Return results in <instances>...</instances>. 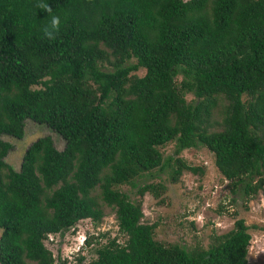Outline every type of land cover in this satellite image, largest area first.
Returning <instances> with one entry per match:
<instances>
[{"label":"trees","instance_id":"obj_1","mask_svg":"<svg viewBox=\"0 0 264 264\" xmlns=\"http://www.w3.org/2000/svg\"><path fill=\"white\" fill-rule=\"evenodd\" d=\"M221 99V128L209 131ZM26 119L63 148L37 137L14 170L1 137L21 139ZM199 145L231 192L264 189V0H0V264H69L43 240L96 224L88 195L99 184L124 240L107 238L77 264H245L241 219L206 248L163 244L139 222L140 200L114 188L157 197L163 186L145 179L167 167L175 180L174 157Z\"/></svg>","mask_w":264,"mask_h":264},{"label":"rangeland","instance_id":"obj_2","mask_svg":"<svg viewBox=\"0 0 264 264\" xmlns=\"http://www.w3.org/2000/svg\"><path fill=\"white\" fill-rule=\"evenodd\" d=\"M143 72V69H137L134 73L141 76ZM35 87L37 86H33ZM184 97L188 102L193 100L191 93H186ZM225 104L226 101L221 99L212 109L207 120L209 131L220 130ZM44 135L51 137L58 150L63 148L62 139L48 127L26 119L21 139L5 135L1 137L12 143V149L6 154L4 161L14 170L18 169L20 158L28 144ZM173 148L174 142L168 141L157 149L165 157ZM174 158V164L179 159L176 164L181 170L175 180H171L167 167L157 176L145 179V182L163 186L158 189L157 197L147 192L139 197L129 184L114 186L126 193L131 200H140L142 216L139 222L154 224L153 239L163 244L183 245L187 249L206 248L209 243L217 240L216 237H222L231 231L236 219H241L250 235L245 264H264V252L259 251L264 248V189L257 190L249 197L240 196L237 190L235 193L231 192L230 180H226L217 171L212 153L204 146L182 149ZM260 179L264 180V172ZM88 196L96 201L97 208L101 211L96 224L87 218L81 219L63 235L49 234L43 240L44 246L55 258H64L69 264H77L79 256L83 258L82 262L95 258L94 249L107 238L116 237L118 242L124 240V235L117 231L115 208L102 201L101 184L95 186ZM231 197L235 199L233 203L228 202ZM86 239L90 242L89 246L85 245Z\"/></svg>","mask_w":264,"mask_h":264},{"label":"clouds","instance_id":"obj_3","mask_svg":"<svg viewBox=\"0 0 264 264\" xmlns=\"http://www.w3.org/2000/svg\"><path fill=\"white\" fill-rule=\"evenodd\" d=\"M49 11H50V9H49ZM52 25H53V27H57V28H58V25H59V20H58V18H56V17L53 18V20H52ZM46 35H47L48 38H50V39L54 38L52 32H48V31H46ZM62 141H63V140H62ZM259 251L264 252V248H261Z\"/></svg>","mask_w":264,"mask_h":264}]
</instances>
